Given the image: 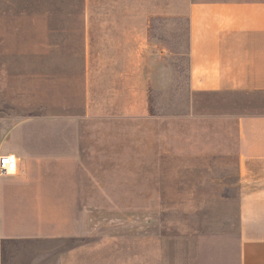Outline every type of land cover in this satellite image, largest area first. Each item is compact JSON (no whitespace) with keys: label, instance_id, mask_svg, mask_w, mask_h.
Here are the masks:
<instances>
[{"label":"rangeland","instance_id":"obj_1","mask_svg":"<svg viewBox=\"0 0 264 264\" xmlns=\"http://www.w3.org/2000/svg\"><path fill=\"white\" fill-rule=\"evenodd\" d=\"M85 8L119 10L121 2L0 0V112L81 111ZM148 31L161 51L145 55L149 113L117 132L121 146L87 183L90 207L63 211L80 235L12 244L2 264L237 263L243 179L227 152L231 130L212 118L264 114V92H190L187 19H149Z\"/></svg>","mask_w":264,"mask_h":264},{"label":"crops","instance_id":"obj_2","mask_svg":"<svg viewBox=\"0 0 264 264\" xmlns=\"http://www.w3.org/2000/svg\"><path fill=\"white\" fill-rule=\"evenodd\" d=\"M120 2L119 10L78 11L79 113L15 105L0 112V153L19 160L18 173L0 174V264L12 244L80 235L63 211L90 207L87 183L121 146L117 132L149 113L145 55L161 54L149 19H187L190 92H264V0H178L179 10L177 0ZM212 119L231 130L227 152L238 156L243 179L236 264H264V114Z\"/></svg>","mask_w":264,"mask_h":264},{"label":"built area","instance_id":"obj_3","mask_svg":"<svg viewBox=\"0 0 264 264\" xmlns=\"http://www.w3.org/2000/svg\"><path fill=\"white\" fill-rule=\"evenodd\" d=\"M19 160L12 154L0 153V174L12 175L18 173Z\"/></svg>","mask_w":264,"mask_h":264}]
</instances>
